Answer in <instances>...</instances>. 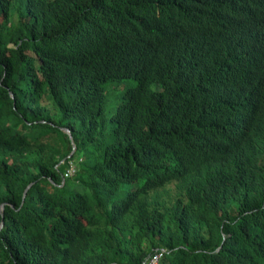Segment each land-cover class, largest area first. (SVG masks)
<instances>
[{
	"label": "trees",
	"instance_id": "trees-1",
	"mask_svg": "<svg viewBox=\"0 0 264 264\" xmlns=\"http://www.w3.org/2000/svg\"><path fill=\"white\" fill-rule=\"evenodd\" d=\"M0 203V264H264V0H0Z\"/></svg>",
	"mask_w": 264,
	"mask_h": 264
},
{
	"label": "built area",
	"instance_id": "built-area-1",
	"mask_svg": "<svg viewBox=\"0 0 264 264\" xmlns=\"http://www.w3.org/2000/svg\"><path fill=\"white\" fill-rule=\"evenodd\" d=\"M72 171H73V164L71 162H68L65 168L63 169L62 176L69 175L72 173ZM163 252H165V249L162 247L153 250L152 253L147 257V263L154 264Z\"/></svg>",
	"mask_w": 264,
	"mask_h": 264
},
{
	"label": "water",
	"instance_id": "water-1",
	"mask_svg": "<svg viewBox=\"0 0 264 264\" xmlns=\"http://www.w3.org/2000/svg\"><path fill=\"white\" fill-rule=\"evenodd\" d=\"M60 129L66 133L67 137L69 138V142H70V144H71V148H70V150H69V151L67 152V154H66V156H68V155L70 154V152L72 151V148H73V142H72V140H71V138H70V134H69V132H68L67 127H65V126H61ZM61 160H62V159H61ZM59 161H60V160H59ZM27 185H28V184H26L25 187H26ZM25 187H24V188L22 189V191H21V197H22L23 194H24ZM1 209H2V203H0V211H1ZM0 224H1V220H0Z\"/></svg>",
	"mask_w": 264,
	"mask_h": 264
},
{
	"label": "rangeland",
	"instance_id": "rangeland-1",
	"mask_svg": "<svg viewBox=\"0 0 264 264\" xmlns=\"http://www.w3.org/2000/svg\"><path fill=\"white\" fill-rule=\"evenodd\" d=\"M110 93H108L105 97V102H104V105H105V109L108 110L109 107H111V104H110ZM58 113V112H57Z\"/></svg>",
	"mask_w": 264,
	"mask_h": 264
}]
</instances>
